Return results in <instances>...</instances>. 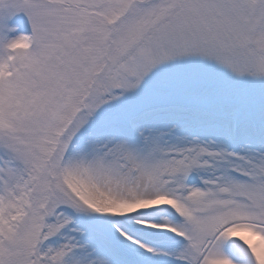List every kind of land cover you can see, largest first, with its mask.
<instances>
[{
    "label": "snow or ice",
    "instance_id": "snow-or-ice-1",
    "mask_svg": "<svg viewBox=\"0 0 264 264\" xmlns=\"http://www.w3.org/2000/svg\"><path fill=\"white\" fill-rule=\"evenodd\" d=\"M0 264H264V0H0Z\"/></svg>",
    "mask_w": 264,
    "mask_h": 264
}]
</instances>
